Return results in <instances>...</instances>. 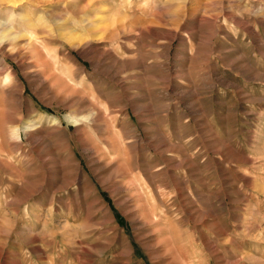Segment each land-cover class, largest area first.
<instances>
[{
	"label": "rangeland",
	"instance_id": "rangeland-1",
	"mask_svg": "<svg viewBox=\"0 0 264 264\" xmlns=\"http://www.w3.org/2000/svg\"><path fill=\"white\" fill-rule=\"evenodd\" d=\"M0 21V264H264V0Z\"/></svg>",
	"mask_w": 264,
	"mask_h": 264
},
{
	"label": "bare ground",
	"instance_id": "bare-ground-1",
	"mask_svg": "<svg viewBox=\"0 0 264 264\" xmlns=\"http://www.w3.org/2000/svg\"><path fill=\"white\" fill-rule=\"evenodd\" d=\"M15 32L11 31L10 26L6 25L5 23H0V47H4L6 45H11L12 43H14L16 38L18 37V33ZM16 57L17 56H15V58Z\"/></svg>",
	"mask_w": 264,
	"mask_h": 264
},
{
	"label": "clouds",
	"instance_id": "clouds-1",
	"mask_svg": "<svg viewBox=\"0 0 264 264\" xmlns=\"http://www.w3.org/2000/svg\"><path fill=\"white\" fill-rule=\"evenodd\" d=\"M8 22H10V21H3V22H0V23H8Z\"/></svg>",
	"mask_w": 264,
	"mask_h": 264
}]
</instances>
